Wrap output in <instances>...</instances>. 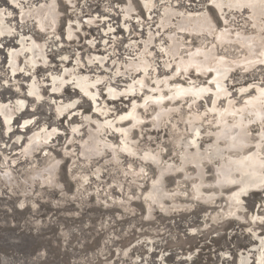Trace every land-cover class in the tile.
I'll use <instances>...</instances> for the list:
<instances>
[{"label":"rangeland","instance_id":"obj_1","mask_svg":"<svg viewBox=\"0 0 264 264\" xmlns=\"http://www.w3.org/2000/svg\"><path fill=\"white\" fill-rule=\"evenodd\" d=\"M248 1L0 0V264H264V185L218 179L264 174Z\"/></svg>","mask_w":264,"mask_h":264},{"label":"bare ground","instance_id":"obj_2","mask_svg":"<svg viewBox=\"0 0 264 264\" xmlns=\"http://www.w3.org/2000/svg\"><path fill=\"white\" fill-rule=\"evenodd\" d=\"M237 1V0H236ZM250 1V0H249ZM248 1V2H249ZM250 2H253V1H250ZM233 3V2H232ZM231 3V4H232ZM244 3V2H243ZM254 3H255V1H254ZM249 4V3H248ZM256 4V3H255ZM262 4V3H261ZM230 5V4H229ZM245 5V4H244ZM243 5V6H244ZM231 6V5H230ZM241 6V5H240ZM246 6V5H245ZM258 6H259V4H258ZM233 7H235V6H233ZM232 7V8H233ZM237 7H238V5H237ZM248 8H249V6H247ZM263 7V6H262ZM262 11H263V9H262ZM252 13V12H251ZM252 17V16H251ZM258 19H260V18H258ZM262 19V18H261ZM255 20V19H254ZM257 21H259V20H257ZM2 22H3V20L0 18V35L2 34V33H4L5 32V30L4 29H2L1 28V26H2ZM256 23V22H255ZM258 24V23H257ZM259 25V24H258ZM254 35V34H253ZM218 37V36H217ZM251 37V36H250ZM263 37V36H262ZM260 38V37H259ZM220 39H222V38H220ZM244 39V38H243ZM218 40V39H217ZM225 40V39H224ZM256 40V39H255ZM255 40H253L254 42H255ZM259 40V39H258ZM240 41V40H239ZM242 41V40H241ZM243 42V41H242ZM241 42V43H242ZM253 42V43H254ZM223 43V42H222ZM247 43V42H246ZM246 43H242V45H245L246 46ZM249 44L251 43V42H248ZM260 43V42H259ZM262 43V42H261ZM264 43V42H263ZM262 43V44H263ZM256 43H254V45H255ZM257 45H259V44H257ZM247 48V47H246ZM249 48V47H248ZM28 50H29V57L32 59V58H34V57H36L38 54H39V51H40V47L38 46V45H36V43H32V44H30L29 46H28ZM249 50V49H248ZM13 55V54H12ZM208 56H210V55H208ZM13 56H10V58H9V60H8V62L9 63H12V61H13V58H12ZM193 58V57H192ZM204 58V57H203ZM209 58V57H208ZM220 58H223V57H220ZM246 58V57H245ZM244 59V58H243ZM203 60V59H202ZM225 60V59H224ZM238 60V59H237ZM204 61L205 62H208V61H206V58L204 59ZM203 61V62H204ZM219 61V60H218ZM218 61H216V62H218ZM233 61V60H232ZM236 61V60H235ZM234 61V62H235ZM225 62V61H224ZM219 63V62H218ZM218 63H217V65H218ZM220 63H222V62H220ZM197 65H198V63H196ZM224 64V66L227 64L228 65V63H223ZM213 65V64H212ZM212 65H209V66H212ZM214 65H216V63H214ZM231 65V64H230ZM220 66V65H219ZM205 67V66H204ZM207 67V66H206ZM230 67V66H229ZM209 68V67H208ZM226 69V68H225ZM225 69H221L219 72L220 73H223V72H225ZM226 73V72H225ZM215 83V82H214ZM174 87V86H173ZM185 88V87H184ZM183 88V89H184ZM190 88V87H189ZM197 88V87H196ZM159 89V88H158ZM175 89V88H174ZM177 89V91H178V88H176ZM175 89V90H176ZM198 90V89H197ZM182 91V90H181ZM193 91V90H192ZM160 92V91H159ZM218 92L219 93H223L222 92V90H220V89H218ZM174 93V92H173ZM172 93V94H173ZM171 94V95H172ZM256 94V93H255ZM254 94V95H255ZM164 95V94H163ZM170 95V96H171ZM253 97V96H252ZM213 98V97H212ZM0 110H7V107L5 106V105H2V104H0ZM245 110V108L243 109V111ZM246 112H247V109L245 110ZM251 111V110H250ZM255 111V110H254ZM225 112H227V111H225ZM235 112H236V110H235ZM249 112V111H248ZM257 115V114H256ZM260 115V114H259ZM11 113L9 112L8 114H4V121L6 122V124H7V126H8V123L10 122V120H11ZM247 118V117H246ZM251 118H253V117H251ZM235 119H236V117H235ZM29 121V119H27V120H24V124L25 123H27ZM235 121V120H234ZM236 122V121H235ZM235 124V123H234ZM236 125V124H235ZM237 126V125H236ZM9 127V126H8ZM231 127V126H230ZM239 127V126H238ZM226 128V127H225ZM224 128V129H225ZM234 130H235V128H233ZM228 130H229V127H228ZM220 131H222V130H220ZM193 134H197V130L196 129H194L193 128ZM230 132V131H229ZM238 131H236V133H237ZM222 134V133H221ZM220 134V135H221ZM226 134V133H225ZM238 134L240 135L241 133L240 132H238ZM219 135V134H218ZM223 135H224V133H223ZM240 136H242V134L240 135ZM221 138V137H220ZM191 139H194V138H191ZM238 139H240V137L238 138ZM243 139L241 138V140H239V141H242ZM239 141H238V143H239ZM190 142H191V140H190ZM226 142H227V140H226ZM225 144H227L228 145V143H225ZM190 145V144H189ZM212 156H214V157H221L222 156V151L220 150V149H217V148H215L213 151H212ZM242 154V153H241ZM195 156H196V154H195ZM237 156V155H236ZM234 157V156H233ZM185 161H187L188 159L190 160H194V158H192V157H190V156H185ZM259 158V157H258ZM222 168L224 169V170H227L226 171V173H224L223 175H222V178H219L218 177V179H220L221 181H228L230 178H232L233 176L229 173V169H232V168H241L242 170H245L246 171V173H244V174H241L240 175V177L238 178V179H236L235 181H237V182H239V184H240V186H239V189L235 192V194H234V197H239L242 193H245L246 191H248V189H254V190H257V189H259L260 187H262V185H264V174L262 173V170H261V167H260V165H259V163H257L256 161H255V159H254V157L253 156H251V155H244V156H237L236 158H234V159H229V160H225V159H223V164H222ZM220 175H221V173H220ZM218 176V175H217ZM233 185V184H232ZM246 195V194H245ZM206 196H207V194H206ZM239 198H241V197H239ZM260 217V216H259ZM257 218V217H256ZM255 220V219H254ZM259 220V219H258ZM261 220V219H260ZM259 236V235H258ZM259 240H261V239H259ZM117 250H119V249H117ZM128 251L129 250H125L124 252H122V253H124V254H128ZM149 252V251H148ZM120 252L118 251L117 252V254H119ZM191 256V255H190ZM162 257V256H161ZM244 258V257H243ZM190 259H191V257H190ZM138 259L137 258H135L134 259V257L132 258V261L131 262H136ZM258 263V262H257ZM259 264V263H258Z\"/></svg>","mask_w":264,"mask_h":264}]
</instances>
